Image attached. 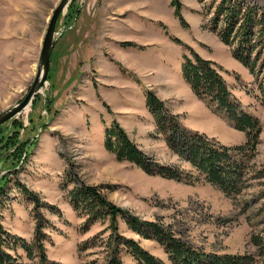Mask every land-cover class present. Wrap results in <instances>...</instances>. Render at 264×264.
Returning <instances> with one entry per match:
<instances>
[{
	"label": "rangeland",
	"instance_id": "obj_1",
	"mask_svg": "<svg viewBox=\"0 0 264 264\" xmlns=\"http://www.w3.org/2000/svg\"><path fill=\"white\" fill-rule=\"evenodd\" d=\"M59 1L0 0V114L29 91ZM178 1L187 26L175 17L171 0H70L56 23L60 35L46 84L25 109L0 125V172L6 171L0 223L31 243L36 218H44L43 245L55 264H108L113 258L105 244L107 221L80 231L84 218L68 198L72 189L84 186L97 188L108 204L163 227L198 251L246 254L264 264V94L209 28L220 0ZM241 1L257 9L258 16L264 11V0ZM183 46L223 68L237 105L259 123L256 147L229 194L205 177H189L188 155L169 149L146 107L149 91L167 116L178 120L180 132L203 134L214 148L245 144L246 132L235 129L221 110L214 107L220 115L198 100L184 82L180 65L188 52ZM114 122L148 162L182 169L188 178H163L117 161L104 146V132ZM17 182L59 213L48 207L35 211ZM119 221L125 237L170 264L154 240L140 238L124 219ZM35 257L26 260L22 254L20 260L38 264ZM120 257L123 264H135L127 254Z\"/></svg>",
	"mask_w": 264,
	"mask_h": 264
},
{
	"label": "trees",
	"instance_id": "obj_2",
	"mask_svg": "<svg viewBox=\"0 0 264 264\" xmlns=\"http://www.w3.org/2000/svg\"><path fill=\"white\" fill-rule=\"evenodd\" d=\"M171 5L174 8L175 17L183 26H187L180 13L181 4L179 1L171 0ZM213 10L214 14L210 19L209 28L216 33L223 44L230 47L229 51L232 57L248 70L257 91L264 94V11L258 16L257 9L246 6L241 0H220ZM171 39L182 45L178 39ZM126 45L130 46L131 44ZM184 48L188 52V54L182 55L180 65L184 82L198 100L216 113L218 110L214 107L218 108L235 129L246 132L245 144L231 147L215 144L218 147L214 148L203 134L193 132V135H190L180 132L178 120H175L172 115L167 116L168 113L165 111L163 103L149 91L145 96L146 107L154 119L156 132L164 136V142L169 149L188 155V162L191 172H193L189 177L197 180L205 177L203 178L205 182L215 185L224 193L229 194V191L238 185L243 173L241 167L247 165L249 153L256 147V138L260 132L259 123L254 116L242 111L237 105L231 89L221 74L224 71L223 68L211 60L202 58L190 47L185 46ZM218 114L221 115L220 112ZM185 136L187 139H183ZM104 146L117 161L136 164L149 174L176 181H180L181 175L186 176L182 169L157 166L152 161L148 162L115 122L104 132ZM186 177L188 178V176ZM0 181L1 213L6 190V184L3 183L5 174L0 178ZM16 184L21 188L19 182ZM21 190L32 202L35 211L41 207H48V209L59 213L56 207L41 204L37 195L29 194L22 188ZM68 199L72 210L79 217L84 218L80 227L82 233H86L90 224L108 222L105 231L108 230L109 235L105 244L110 246L113 255L108 264H123L120 257L122 253L130 256L135 264H164L149 251L144 250L138 242L125 237L120 232V218L124 219L126 228L140 238L154 240L163 249L170 264H256L251 255L206 254L198 251L177 239L163 227L151 222L139 221L108 204L95 187L84 186L80 189H72ZM36 221L35 237L31 243L7 232L0 223V264H25L20 260L22 254L26 260L35 259L36 255L38 264H55L48 260L43 245L47 237L43 229L48 226V222L44 218H39V220L36 218ZM94 239L95 237L91 239L92 244ZM87 243L90 242L87 241L84 245L87 246ZM19 251L22 254H19Z\"/></svg>",
	"mask_w": 264,
	"mask_h": 264
},
{
	"label": "water",
	"instance_id": "obj_3",
	"mask_svg": "<svg viewBox=\"0 0 264 264\" xmlns=\"http://www.w3.org/2000/svg\"><path fill=\"white\" fill-rule=\"evenodd\" d=\"M69 2L70 0H60L55 9L53 10L44 35L41 51L38 58L35 78L23 100L0 114V125L11 120L23 109H25L26 106L34 99V97L41 91V89L46 84L51 52L58 40V36L60 35V31H55L56 23L62 11L66 8ZM4 174H6V171L0 172V178Z\"/></svg>",
	"mask_w": 264,
	"mask_h": 264
}]
</instances>
